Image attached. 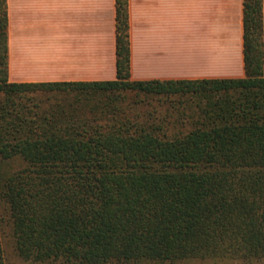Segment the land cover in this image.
Segmentation results:
<instances>
[{
  "label": "trees",
  "instance_id": "obj_1",
  "mask_svg": "<svg viewBox=\"0 0 264 264\" xmlns=\"http://www.w3.org/2000/svg\"><path fill=\"white\" fill-rule=\"evenodd\" d=\"M245 77L9 82L0 0V264H264L262 0H243Z\"/></svg>",
  "mask_w": 264,
  "mask_h": 264
},
{
  "label": "crops",
  "instance_id": "obj_2",
  "mask_svg": "<svg viewBox=\"0 0 264 264\" xmlns=\"http://www.w3.org/2000/svg\"><path fill=\"white\" fill-rule=\"evenodd\" d=\"M243 0H128L130 79L245 77ZM9 82L114 80L115 0H6ZM264 77V0H262Z\"/></svg>",
  "mask_w": 264,
  "mask_h": 264
},
{
  "label": "rangeland",
  "instance_id": "obj_3",
  "mask_svg": "<svg viewBox=\"0 0 264 264\" xmlns=\"http://www.w3.org/2000/svg\"><path fill=\"white\" fill-rule=\"evenodd\" d=\"M3 246H4V251L7 257L6 264H29L17 258L16 255L13 253L10 245H8V243L5 242ZM188 264H236V263H231V262L213 263V262L193 261Z\"/></svg>",
  "mask_w": 264,
  "mask_h": 264
}]
</instances>
